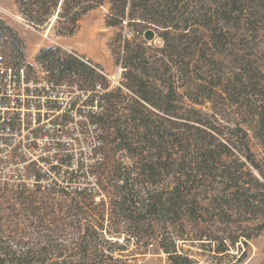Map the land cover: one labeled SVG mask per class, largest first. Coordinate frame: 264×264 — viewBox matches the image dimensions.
Returning <instances> with one entry per match:
<instances>
[{
    "label": "trees",
    "instance_id": "16d2710c",
    "mask_svg": "<svg viewBox=\"0 0 264 264\" xmlns=\"http://www.w3.org/2000/svg\"><path fill=\"white\" fill-rule=\"evenodd\" d=\"M14 1L35 27L56 18L63 24L62 36L74 35L84 15L107 3V26L121 28L127 22L142 27L133 39L117 36L116 61L124 69L120 86L134 96L126 103L122 88L108 90L102 66L96 70L84 54L56 45L36 55L53 81L75 76L81 86H101L91 99L98 101L93 117L133 161L130 166L117 163L106 176L107 156L97 164L98 191H74L72 207L86 230L71 258L84 264L118 260L114 247L123 245L104 235L107 204L94 200L106 191L109 217L118 227L105 231L124 241L135 238L141 254L158 241L172 264H191L180 244L192 243L213 259L229 256V263L241 262L264 233V0ZM142 34L147 39L158 34L163 45H148L139 40ZM0 36L11 49V62L20 67L24 40L1 17ZM180 74L191 79L188 107L179 101ZM4 184L0 182V201L6 199ZM14 192L23 214L42 225L50 218L58 221L61 202L54 197L70 195L61 187ZM15 218L14 213L0 217V264H67V249L56 242V233L40 244L18 228ZM122 224L127 228L120 230Z\"/></svg>",
    "mask_w": 264,
    "mask_h": 264
},
{
    "label": "rangeland",
    "instance_id": "374dc122",
    "mask_svg": "<svg viewBox=\"0 0 264 264\" xmlns=\"http://www.w3.org/2000/svg\"><path fill=\"white\" fill-rule=\"evenodd\" d=\"M108 12V3L101 7L92 9L83 16L80 21V27L74 35L62 36L59 32L62 30L63 24L56 21V18L51 19L45 26L35 27L23 18L18 11V7L14 0H0V17L8 25L17 30L18 34L24 40V60L31 65V69L28 70L29 75H33L35 77L50 76L49 72L37 62L36 55L41 48L59 45L65 51L90 56L88 60H90L89 62L91 63V66L96 70H98L97 66L101 65L104 73L107 75L108 83L110 84L108 90L118 87L122 88V93L125 96L126 103L134 96L127 86H120L123 80L124 69L116 61L118 56L117 54L119 53L121 46V42L117 39V36L119 33H122L129 39H133L135 31H142V27L131 25V23L128 24L127 22H124L121 28L109 27L106 23ZM143 39L148 41V45L155 47L163 45V40L158 36V34H155L153 39H147L144 34H142L139 40ZM9 50V58L11 59L13 54L11 53L10 48ZM149 52H151V50ZM43 72L45 74H43ZM189 77L190 75L186 76L184 74L183 79H181L182 75L180 74L179 79L177 77L176 80L177 85L181 86L179 93H181L182 96H179V101L181 104H186L187 107L191 105L190 99L185 96L186 88L192 86L190 82L191 79ZM193 77H195V74ZM63 81H67L71 85L77 84L78 86H81L75 76L71 79H63ZM90 87L92 86H87V88ZM121 111L126 113L123 108H121ZM100 135L102 140L105 142L104 147L102 146L104 149L101 148L99 150V154L96 158L95 156L91 157L88 152L82 153L80 162L77 163L78 173L74 176L71 174V180L68 181V178H66L68 177V173L64 172L65 170L58 172L55 176H53V174H51V177L45 176V180L49 183L58 178L62 185L67 187V189H64V187L63 189L70 194L69 196L56 195L54 197L56 201L61 202V206H59L55 212L59 215V218H57L58 221L53 222L55 218H50L49 221H46L42 225L39 223V219H37V217L23 214V207L19 203H16V196L18 193L14 192L15 189L9 185H5V190H3L5 191L3 193L5 194L6 199H1L0 201L3 203V206L0 208V217L7 216L9 214L11 215L12 213L17 214V218L13 219V222L19 224L18 228L20 230L27 232L30 237L36 238L40 244H42L41 241H43L48 234H51V232L56 233V235H54V238L58 240L56 242L63 245V247L67 249V253L65 254L67 264H73L71 262L84 264V262L78 257V259H73L70 256V252L77 250L82 245V237L86 230V222L82 220V223H79V217L75 216L76 210L72 207L74 203L72 202L71 197L74 195L75 186L81 185L82 187L91 188L95 191L98 190L101 187V183L98 181L100 175L98 169L99 165L97 164L105 158L106 161L110 159V163L107 166L109 174L106 176H109L113 172L117 163L130 166L133 162L124 151L118 149L116 143L113 142L112 135L105 134L103 132ZM252 145L258 156L261 157V149L255 144V140L252 141ZM11 159V157L6 158L0 156V182L11 184L14 180L17 181L20 178L18 176L19 171L16 170V167H14V163ZM73 163L75 162H70L69 166L71 167L69 169L74 168L75 165ZM48 187L49 186H45L43 190H47ZM51 187L57 189L60 188L55 185H51ZM30 190L33 189L31 188ZM94 200L97 203L105 201L107 204L105 208L107 209V217L104 220V229L107 231L117 229L118 225H116L114 221L110 220L109 217L110 205L108 203L109 197L107 192L105 191L103 194V192L101 193L99 191ZM7 206H9L10 209H7ZM12 206L17 208V212H14L11 209ZM61 207H63V209H61ZM2 222H5V220H2ZM13 228H16V226H13ZM119 228L120 230H124L127 228V225H119ZM105 230V237H109L110 240H113V242L118 239V244L123 245L121 248L118 245L114 247V255L118 258V260L106 261L105 264H119L118 262H120V264H172L168 260L167 254L160 249L158 241H154V245L149 247L146 254H141L142 249L139 244H137L135 238L124 241L123 236L111 237ZM180 246L182 248L181 253L188 256L191 260V264H232L229 263L232 260V257L225 256L222 259H213L209 254H207V252L204 251L201 245L181 243ZM234 253L236 254L237 251ZM238 253L239 254L236 255L239 256L241 252L239 251ZM234 264H264V233L252 241L247 254L243 257L241 262Z\"/></svg>",
    "mask_w": 264,
    "mask_h": 264
},
{
    "label": "built area",
    "instance_id": "2783aa9c",
    "mask_svg": "<svg viewBox=\"0 0 264 264\" xmlns=\"http://www.w3.org/2000/svg\"><path fill=\"white\" fill-rule=\"evenodd\" d=\"M9 55L0 36V156L12 158L20 177L4 185L15 191L51 185L67 189L58 178L49 183L45 176L64 170L74 176L82 153L99 154L104 141L93 117L98 101L91 99L102 88L29 75L28 63L16 67ZM71 161L75 166L69 169ZM83 188L77 185L74 191Z\"/></svg>",
    "mask_w": 264,
    "mask_h": 264
},
{
    "label": "crops",
    "instance_id": "0c3cea01",
    "mask_svg": "<svg viewBox=\"0 0 264 264\" xmlns=\"http://www.w3.org/2000/svg\"><path fill=\"white\" fill-rule=\"evenodd\" d=\"M86 57H87V58H89L90 56H88V55H87ZM91 59H93V58H91ZM105 68L107 69V67H106V66H105Z\"/></svg>",
    "mask_w": 264,
    "mask_h": 264
},
{
    "label": "water",
    "instance_id": "95a60500",
    "mask_svg": "<svg viewBox=\"0 0 264 264\" xmlns=\"http://www.w3.org/2000/svg\"><path fill=\"white\" fill-rule=\"evenodd\" d=\"M150 34H151V32H150Z\"/></svg>",
    "mask_w": 264,
    "mask_h": 264
}]
</instances>
